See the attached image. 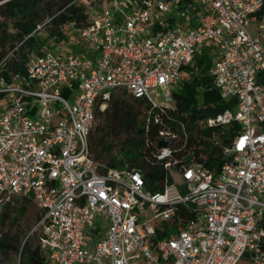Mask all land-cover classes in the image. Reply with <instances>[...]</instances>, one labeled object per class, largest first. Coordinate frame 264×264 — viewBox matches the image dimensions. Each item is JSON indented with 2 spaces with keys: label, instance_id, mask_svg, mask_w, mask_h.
Returning <instances> with one entry per match:
<instances>
[{
  "label": "built area",
  "instance_id": "1",
  "mask_svg": "<svg viewBox=\"0 0 264 264\" xmlns=\"http://www.w3.org/2000/svg\"><path fill=\"white\" fill-rule=\"evenodd\" d=\"M83 1L75 48L51 40L27 75L0 78V210L36 202L46 264H264V0ZM205 48L232 104L207 122L235 128L219 169L179 157L167 128L157 157L173 180L159 190L96 160L90 134L114 90L164 109Z\"/></svg>",
  "mask_w": 264,
  "mask_h": 264
},
{
  "label": "trees",
  "instance_id": "2",
  "mask_svg": "<svg viewBox=\"0 0 264 264\" xmlns=\"http://www.w3.org/2000/svg\"><path fill=\"white\" fill-rule=\"evenodd\" d=\"M104 2H97L100 9ZM89 17L90 11L83 0H0V78L11 81L16 73L27 75L30 54L40 52L51 40L73 43L71 36L66 37L67 25L75 28L83 26L88 24ZM211 64L209 49L198 52L192 78L175 93L173 104L164 109H152L143 99L122 88L115 89L105 110L98 109L96 116L106 117V126L111 132L125 130L131 133L123 140L118 152L113 154V145L105 142L100 136L102 127H97L93 136L92 131L90 134L93 157L105 168L119 166L139 170L147 185L152 190H159L165 182L173 180L170 171L165 170L163 162L157 157L161 142L159 133L167 128L177 132L180 144L185 141L179 157L190 159L204 154L208 157V164L219 169L223 161L222 144L235 128L209 125L207 122L210 117L232 106L215 88L210 73ZM144 111V119L140 122L139 116ZM155 114L159 115L157 120ZM99 146L101 150L97 152ZM103 153L110 156L104 163L100 161ZM31 200L29 197H12L0 210L2 222L25 215ZM17 206V214L13 215ZM37 216L41 219L42 211ZM21 234L11 230L1 234L0 249L3 254L8 256L17 252L21 264H46L38 244L41 230L33 228L24 238ZM34 236L38 239L36 246L32 245Z\"/></svg>",
  "mask_w": 264,
  "mask_h": 264
},
{
  "label": "rangeland",
  "instance_id": "3",
  "mask_svg": "<svg viewBox=\"0 0 264 264\" xmlns=\"http://www.w3.org/2000/svg\"><path fill=\"white\" fill-rule=\"evenodd\" d=\"M93 1V5L97 4V2L99 0H92ZM108 4V2L105 0L104 5ZM66 32V37L71 36V38L73 39V43H72V48L76 47V37H77V33L76 32H72L71 30H68V28L65 29ZM47 35V33H46ZM75 40V41H74ZM50 43V42H49ZM47 43V45L49 44ZM46 45V46H47ZM83 47V45L81 46ZM71 48V49H72ZM213 53V51H212ZM212 57V55H211ZM121 91V90H119ZM121 93V92H119ZM173 104V103H172ZM144 115H145V111L142 115L139 116V120L140 122H142V120L144 119ZM106 117L104 116H97L93 130H92V136L93 133L95 131H97V127H102V131H100V136L105 140L106 143H111L113 145V150L112 153H117L119 148L121 147V143L123 142V140L127 137V135H129L131 132L128 131H116V132H111L110 128L108 126H106ZM101 150V146L97 147L96 151L99 152ZM110 158L109 155H106V153H103L102 159H100L101 162H106L108 161V159ZM177 178H179L177 176ZM18 202H20L21 200L18 198L17 199ZM20 204V203H19ZM19 206H17L15 208V210L13 211V215L17 214V209ZM41 209L38 207V205L36 204L35 201L31 200L28 204H27V212L25 215H18L17 219H9L6 220L5 222H2V215H1V211H0V236L1 234H4L7 231H12L13 233L15 232H21V237L24 238L25 234H29L30 230L33 229L35 227V225L37 224V222L40 220L38 219L39 213H40ZM38 243V239L37 236H34L32 238V245L36 246V244ZM0 264H21V260L19 257V254L17 252H11L8 256H5L3 254V252L0 249Z\"/></svg>",
  "mask_w": 264,
  "mask_h": 264
},
{
  "label": "water",
  "instance_id": "4",
  "mask_svg": "<svg viewBox=\"0 0 264 264\" xmlns=\"http://www.w3.org/2000/svg\"><path fill=\"white\" fill-rule=\"evenodd\" d=\"M166 145H167L166 142H164V141H161V142H160V146L165 147Z\"/></svg>",
  "mask_w": 264,
  "mask_h": 264
}]
</instances>
